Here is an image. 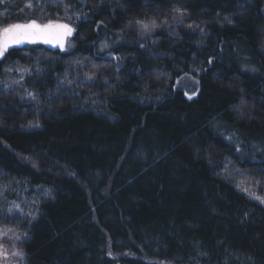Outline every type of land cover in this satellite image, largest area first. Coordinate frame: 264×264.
I'll use <instances>...</instances> for the list:
<instances>
[{"label":"trees","instance_id":"obj_1","mask_svg":"<svg viewBox=\"0 0 264 264\" xmlns=\"http://www.w3.org/2000/svg\"><path fill=\"white\" fill-rule=\"evenodd\" d=\"M33 21L76 47L0 59L24 264H264V0H0Z\"/></svg>","mask_w":264,"mask_h":264},{"label":"rangeland","instance_id":"obj_2","mask_svg":"<svg viewBox=\"0 0 264 264\" xmlns=\"http://www.w3.org/2000/svg\"><path fill=\"white\" fill-rule=\"evenodd\" d=\"M31 23V22H29ZM29 23L20 24V25H27ZM37 24L43 26L47 25L49 23L55 25V24H67V23H61V22H49V23H38ZM17 25V24H13ZM69 27L73 29L72 33L70 35H67L63 38V47H61L60 43H57L56 40L59 38L58 33L56 30H53L51 33V38L53 39V43H45L42 40H38L35 43H24L20 45H15L13 47H10L7 52L12 48H18L23 47L26 45H32V44H40L44 45L49 48L53 49H59L64 52H70L73 51L76 47V42L74 40L76 30L73 26L67 24ZM12 26V25H9ZM9 26L4 27L8 28ZM1 29V30H3ZM6 54V53H5ZM4 54V55H5ZM2 59V58H0ZM180 85L182 87H189L190 91H186L187 97L194 98L198 94V89L196 91H192L193 88H198L197 82L193 78H184L180 81ZM258 197L262 203H264V198L260 196ZM12 207V211H16V207H19V204L15 200H10L7 196L4 194V187L0 184V209H3L5 207ZM16 206V207H14ZM24 239V236L17 230H14L12 228H9L7 226H3L0 224V264H24L25 262V255L24 252L21 249V241Z\"/></svg>","mask_w":264,"mask_h":264},{"label":"snow or ice","instance_id":"obj_3","mask_svg":"<svg viewBox=\"0 0 264 264\" xmlns=\"http://www.w3.org/2000/svg\"><path fill=\"white\" fill-rule=\"evenodd\" d=\"M174 11L178 13L180 16H183V11L180 8H175ZM141 23L144 29H149L158 27L156 20L153 19L148 23ZM167 23V21H165ZM53 30H56L58 33L57 43H60L61 47H63V38L67 35H70L73 31L71 27L67 24H47V25H39L35 21L27 24V25H12L8 28L0 30V58L4 57V54L10 47L15 45H20L24 43H35L38 40H42L45 43H53V39L51 38V33Z\"/></svg>","mask_w":264,"mask_h":264}]
</instances>
